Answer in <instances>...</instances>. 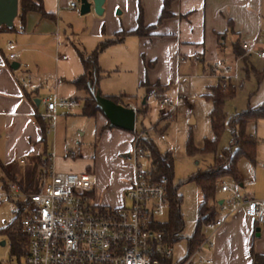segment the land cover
<instances>
[{
    "label": "crops",
    "instance_id": "0c3cea01",
    "mask_svg": "<svg viewBox=\"0 0 264 264\" xmlns=\"http://www.w3.org/2000/svg\"><path fill=\"white\" fill-rule=\"evenodd\" d=\"M73 2L76 3V7L71 6ZM43 4L45 10L52 13L54 18H45L39 12H30L24 23L15 19L16 30L0 31V160L7 166L11 176L24 186L37 180L41 159L47 152V135H44L41 123L34 117V114L40 111V104L45 105L47 99L39 98L38 93L31 89V84L21 77L20 70L32 71L41 65L42 59L37 53L42 54L52 37L61 32L64 17L71 19L70 15L77 14L79 10L77 0H43ZM139 5L143 9L145 25L150 26L157 23L164 0H105L104 13L102 15L96 13L91 15V18L87 16L89 19L84 29H81L88 36L89 44L84 45L88 52L74 46L77 54L78 50L90 54L100 42L114 37L119 31L128 32L135 29ZM262 7L263 0H172L169 9L171 16L153 28L149 35L129 34L123 41L109 45L99 57L100 66L106 74L107 70L113 67L107 62L110 57L115 61L114 67H121L123 61H129L127 49L129 51L131 48L135 51L133 67L137 70L138 86L148 91L149 95L155 92L156 95L159 93L163 97L171 91L175 92L172 96L174 97L177 90L181 93L180 82L185 77L195 76L215 80V83L208 86L210 92V88L217 83L215 78L209 76L210 67L217 61L229 63L231 57L235 59L233 52L235 41L239 39L243 44L245 41L257 39L259 45ZM91 10H95L94 6ZM69 19L68 21H71ZM229 38L232 42L231 57L225 52ZM56 45L59 47L60 42L58 41ZM123 49H126V52L122 51ZM11 54H15V57L10 58ZM251 55H248L249 58ZM258 55L260 56V50ZM67 57L66 67H69L64 74V81L67 82L69 79L72 82L83 74L84 67L79 55L78 59L71 53ZM14 62L19 63L17 69L11 66ZM243 68L247 73V68ZM243 68L241 65L240 76ZM178 76H182L181 80H178ZM23 82L26 83L25 87ZM100 91L104 96L131 98L127 105H133L137 109L138 104L133 100H143L144 95L138 96L120 89L119 93L106 94L103 90ZM37 100L40 101L39 104ZM260 101L256 102V106ZM96 117L100 118L101 128L105 134L112 135L113 130L116 135L123 132V148L116 151L118 155L126 153L128 157L133 145V131L117 127L108 128L109 120L102 112L97 113ZM30 173L32 180L29 178ZM134 174L133 170L124 178V182L118 184L121 205L125 203L124 195L134 181ZM95 175L97 182L91 191L92 196L95 195L99 183L98 176ZM0 181L4 188L5 184L12 180L3 173L0 175ZM237 183L238 186L244 185L241 177ZM243 194L248 198H257ZM213 238L215 240L209 253L204 255L202 251L205 258L211 259V264H252V248L256 253L264 254V224L245 215L242 209L228 218ZM195 264L199 263L196 261Z\"/></svg>",
    "mask_w": 264,
    "mask_h": 264
},
{
    "label": "rangeland",
    "instance_id": "374dc122",
    "mask_svg": "<svg viewBox=\"0 0 264 264\" xmlns=\"http://www.w3.org/2000/svg\"><path fill=\"white\" fill-rule=\"evenodd\" d=\"M79 10L77 14L64 17L61 32L52 37L50 44L44 48V52L37 53L41 57V65L32 71L20 70L31 89L38 93L40 99H50L57 101L60 99L72 100L76 98L80 105L67 108L58 107L56 111V132L47 135V152L54 156L55 169L65 172H86L93 171L98 176L99 183L95 190V195L91 197L92 202L107 207L119 206L122 203L121 194L118 184L124 182V178L129 176L134 170L135 160L126 156V153L118 155L116 149L123 148L124 138L123 132L107 135L102 131L101 120L98 117H89L82 114L84 107V97L88 94L85 89L75 86L73 81L67 79L64 81L68 62V54L71 53L78 59L77 50L74 46L86 50L84 45H88V36L81 29L87 23V16L96 14L95 10L89 13L80 14V0H77ZM262 26L260 43L256 51L249 58V64L246 67L249 70V76L246 69H242L241 76L236 81V95L229 99L225 106V112L230 118L236 113L245 111L249 106H256V102H264V78L260 81L257 76L258 72L264 70V58L258 55V51L264 48V0L262 7ZM119 9H117L118 12ZM90 15V16H89ZM71 20V21H68ZM70 22V23H69ZM59 40H58V39ZM60 46L57 47V42ZM225 52L227 56H232V42L228 39ZM122 51L126 52V49ZM88 52V51H87ZM36 54V52H32ZM117 52H115L116 54ZM129 61L124 62L121 67H114V60L108 58V63L113 67L102 73L99 79V90L104 93H119L125 90L130 94L146 96L148 91L141 89L137 83V70L134 63L135 51L130 48ZM114 54V55H115ZM229 60L232 63L235 59ZM215 83L212 78H204L200 76L185 77L180 82L181 95L184 97V103L177 109L170 120L161 118V114L167 110L162 104V95H156L152 92L147 96L146 114L139 112V121L144 117V123L149 126L150 122L159 121L160 130L151 133L152 138L163 151H171L174 156V185L178 186V193L182 196L181 212L184 219V229L181 238L173 244L175 263L184 260L187 257L189 238L194 234L201 220L200 208L203 201L202 191L198 184L189 181V177L197 171L206 170L213 162L214 155L212 153L199 152L190 155L187 152V142L190 137L193 138L194 145L201 149L204 147L206 139H213L210 112L213 108L211 100L205 97L209 92V85ZM175 92L169 91L167 95L173 96ZM263 99V100H262ZM131 98L122 97L120 103L127 105ZM133 102L138 104L141 109V99ZM40 111L44 113L46 106L41 103ZM194 122H191V121ZM229 121L226 122L224 132L218 142V150L228 149L233 139V130ZM108 128H111L108 126ZM160 131L163 132L165 139H161ZM247 134L256 136L259 139L257 163L254 164L245 157L239 161V174L243 182V186H239L241 193H245L250 197L261 198L264 196V119L257 123L251 122L247 126ZM56 137V138H55ZM140 163L147 170L150 169V162L147 159H140ZM32 180V173L29 176ZM24 184L26 181H23ZM229 185L238 184L235 181L226 179ZM239 185V184H238ZM3 192L2 182L0 181V194ZM228 193H223L219 189L216 194V201L228 198ZM123 197V196H122ZM20 210L15 200L6 199L0 204V229L14 222ZM217 215L222 216L223 213L217 207ZM168 218V212L165 210L162 219ZM203 233L207 236L209 232L203 228ZM23 237V236H22ZM211 238V242H214ZM25 238L23 237V251L18 257L13 254L12 242L8 235L0 233V264H13L19 259L23 260V252L25 246ZM209 245L204 247L203 254L209 253Z\"/></svg>",
    "mask_w": 264,
    "mask_h": 264
},
{
    "label": "built area",
    "instance_id": "2783aa9c",
    "mask_svg": "<svg viewBox=\"0 0 264 264\" xmlns=\"http://www.w3.org/2000/svg\"><path fill=\"white\" fill-rule=\"evenodd\" d=\"M76 7V3L71 4ZM247 50L243 56L232 63L217 61L210 67L209 76L221 81L225 87L236 86L240 77L243 57L256 51L258 40L245 41ZM264 58V50H260ZM11 54L10 58H14ZM182 76H178L181 80ZM23 86L26 83L23 82ZM184 97L177 90L174 97L164 95L162 104L167 110L161 114L164 120H170L184 103ZM77 100H46V111L34 114L45 122V133L56 132V111L58 107L73 108L79 106ZM136 121L133 145L129 158L135 160L134 181L127 188L125 203L107 207L92 202L91 191L97 178L93 171L81 173L57 171L54 156L42 158L38 172L36 191L26 190L19 182L8 181L0 194V204L6 199L15 200L21 212L20 232L25 238L23 256L13 264H163L172 258L174 247L158 229L165 210L169 212L168 179L154 180L146 175L140 159H147L148 152L141 146L144 138L153 131L160 130L159 121L146 126L143 117ZM161 139H165L160 131ZM218 189L229 196L219 204L223 215L204 225L209 232L200 247L182 264H211L202 251L205 246L213 247L211 238L224 225L226 220L239 210L245 215L264 224V198H248L241 193L238 184L229 185L221 180Z\"/></svg>",
    "mask_w": 264,
    "mask_h": 264
},
{
    "label": "trees",
    "instance_id": "16d2710c",
    "mask_svg": "<svg viewBox=\"0 0 264 264\" xmlns=\"http://www.w3.org/2000/svg\"><path fill=\"white\" fill-rule=\"evenodd\" d=\"M171 2L172 0H164L163 9L157 23L146 26L143 18V9L142 6L139 5V14L135 29L128 32L125 30L119 31L114 37L100 42L96 49L90 54H87L83 50H78V55L83 64L84 72L73 82L78 88L85 89L88 92V95L84 98L83 115L95 117L97 113L102 112L97 105L92 89L89 87V81L92 80L93 89H99L98 82L103 73V69L99 63L101 53L109 45L123 41L129 34L138 36L149 35L153 28L165 18L171 16L169 10ZM30 12H39L45 18H54L52 13L45 10L43 0H19V14L16 19H18L19 22L24 23ZM14 30H16L15 25L13 28H8L7 26L0 27V31ZM246 51L247 50L239 39L234 42L233 52L235 58L243 56ZM248 61L249 56H244L243 62L245 66L249 64ZM247 75L249 76V70L247 71ZM257 76L261 81L264 78V70L258 72ZM145 84L149 85L148 83ZM157 88L160 89V86L157 85ZM235 95L236 86L229 85L228 87H225L221 81H217L216 85L210 88V92L205 94V97L213 103L210 117L214 138L211 140L206 139L204 147L201 149L194 145L192 137H190L187 142V152L190 155H195L199 152L212 153L214 155L212 164L206 170L197 171L189 177V181L196 182L202 191L203 201L200 208V214L202 217L196 231L189 238L187 257L177 263L173 261V257L165 259L163 264H182L183 261L189 258L200 247L206 238V235L203 233L204 225L217 218L219 201H216V194L221 180L229 179L231 181L240 182L239 161L242 157L247 158L254 164L257 163L259 139L256 136L247 134L246 130L251 122L257 123L259 120L264 119V102L257 106H249L247 110L236 113L229 121L225 112V106L227 101L234 98ZM109 98L120 103L122 96H111ZM139 112L146 113V106H141ZM37 120L41 123L42 130L46 136L45 122L40 118H37ZM227 121H229L232 126L233 139L228 149L219 151L218 142L224 132ZM109 126L114 127L110 124V121ZM141 146L148 152L151 159V166L146 172V175L154 180L166 177L169 181L167 194L169 201L168 218L161 222L157 227L164 233L166 241L173 245L176 240L181 238V233L184 229V219L181 212L182 196L178 193V186L174 185V156L169 150H161L152 136L144 138ZM41 163L42 159L40 164ZM3 173L10 176V180L18 182L14 176H11L7 166L0 160V175ZM36 182L37 180L31 181V183L26 186V190L31 192L36 191ZM20 220L21 212L14 222L0 229V233L6 234L10 237L13 254L18 257L23 251V237L20 232ZM251 257L252 264H264V254L256 253L254 248L251 249Z\"/></svg>",
    "mask_w": 264,
    "mask_h": 264
},
{
    "label": "water",
    "instance_id": "95a60500",
    "mask_svg": "<svg viewBox=\"0 0 264 264\" xmlns=\"http://www.w3.org/2000/svg\"><path fill=\"white\" fill-rule=\"evenodd\" d=\"M81 7L80 13L87 14L91 11L92 6L97 14L102 15L104 13L105 0H80ZM19 14V0H0V27L7 26L8 28H13L15 25V19ZM12 68L17 69L19 63H12ZM89 87L92 89V93L95 96L98 107L101 109L102 113L110 121V124L114 127L121 128L127 131H134L136 112L130 105H123L117 103L113 99L102 95L99 89H93V81H89ZM143 97L142 105H146L147 96ZM37 104L40 103L39 100L36 101ZM191 122H194L193 120ZM223 203V199L219 201V204Z\"/></svg>",
    "mask_w": 264,
    "mask_h": 264
}]
</instances>
